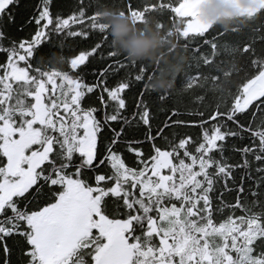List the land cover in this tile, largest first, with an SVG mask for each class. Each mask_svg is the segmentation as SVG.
<instances>
[{
  "label": "snow or ice",
  "instance_id": "6c2138e0",
  "mask_svg": "<svg viewBox=\"0 0 264 264\" xmlns=\"http://www.w3.org/2000/svg\"><path fill=\"white\" fill-rule=\"evenodd\" d=\"M207 2L0 0V264H264V3L225 28ZM106 6L160 21L173 90Z\"/></svg>",
  "mask_w": 264,
  "mask_h": 264
},
{
  "label": "clouds",
  "instance_id": "9594fccd",
  "mask_svg": "<svg viewBox=\"0 0 264 264\" xmlns=\"http://www.w3.org/2000/svg\"><path fill=\"white\" fill-rule=\"evenodd\" d=\"M230 8L223 0H208L200 6V15L213 23L223 24L222 13ZM104 22L109 25L111 42L118 52H122L130 61L146 60L159 65L146 83L155 91H171L176 86V75L183 64L177 51L169 53L167 49L175 42L169 40L155 17L146 18L143 24H134L132 18L120 14L117 9L106 6L101 9Z\"/></svg>",
  "mask_w": 264,
  "mask_h": 264
},
{
  "label": "trees",
  "instance_id": "16d2710c",
  "mask_svg": "<svg viewBox=\"0 0 264 264\" xmlns=\"http://www.w3.org/2000/svg\"><path fill=\"white\" fill-rule=\"evenodd\" d=\"M74 2V0H68L69 5H71ZM250 14L249 12H244V13H232V14H222L224 17V23L221 24L223 25L225 28H231L233 27L237 22L241 25H249L251 23H257L258 21H250L247 17ZM53 51H55V49H53ZM235 70V66L233 64L232 61H229L227 64H225L223 71L225 73L229 72V71H234ZM177 76H179V73L177 74ZM235 79V77H229L227 75L222 77V86L226 89L227 87V83L232 80ZM215 87V86H213Z\"/></svg>",
  "mask_w": 264,
  "mask_h": 264
},
{
  "label": "rangeland",
  "instance_id": "374dc122",
  "mask_svg": "<svg viewBox=\"0 0 264 264\" xmlns=\"http://www.w3.org/2000/svg\"><path fill=\"white\" fill-rule=\"evenodd\" d=\"M224 3L230 6V8L225 11L223 14H232V13H244L250 11L249 0H223ZM257 6L264 3V0H256Z\"/></svg>",
  "mask_w": 264,
  "mask_h": 264
}]
</instances>
